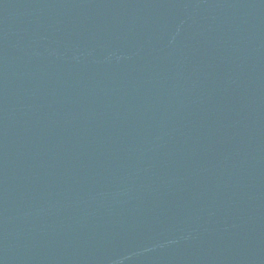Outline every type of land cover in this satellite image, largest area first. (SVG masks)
<instances>
[{"label": "water", "instance_id": "water-1", "mask_svg": "<svg viewBox=\"0 0 264 264\" xmlns=\"http://www.w3.org/2000/svg\"><path fill=\"white\" fill-rule=\"evenodd\" d=\"M0 264H264V0H0Z\"/></svg>", "mask_w": 264, "mask_h": 264}]
</instances>
